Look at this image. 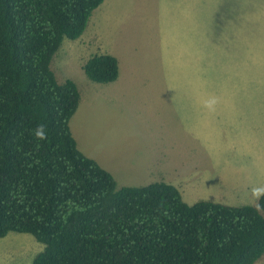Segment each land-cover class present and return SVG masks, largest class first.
Instances as JSON below:
<instances>
[{
    "label": "rangeland",
    "instance_id": "obj_1",
    "mask_svg": "<svg viewBox=\"0 0 264 264\" xmlns=\"http://www.w3.org/2000/svg\"><path fill=\"white\" fill-rule=\"evenodd\" d=\"M95 53L117 58L116 80L86 76L82 64ZM50 67L78 87L69 121L78 149L117 187L164 181L189 204L257 206L264 0H104L78 39L63 38ZM42 248L32 234L10 231L0 237V264H31Z\"/></svg>",
    "mask_w": 264,
    "mask_h": 264
},
{
    "label": "trees",
    "instance_id": "obj_2",
    "mask_svg": "<svg viewBox=\"0 0 264 264\" xmlns=\"http://www.w3.org/2000/svg\"><path fill=\"white\" fill-rule=\"evenodd\" d=\"M104 0H0V237L43 244L31 264H255L264 255V189L257 206L185 202L168 182L117 187L81 152L69 121L80 93L50 62L78 39ZM117 79V58L82 64Z\"/></svg>",
    "mask_w": 264,
    "mask_h": 264
},
{
    "label": "crops",
    "instance_id": "obj_3",
    "mask_svg": "<svg viewBox=\"0 0 264 264\" xmlns=\"http://www.w3.org/2000/svg\"><path fill=\"white\" fill-rule=\"evenodd\" d=\"M196 98H198V97H196ZM202 99V98H201ZM203 100V99H202ZM203 109H204V101H203V108H202V111H203ZM202 116H203V114H202ZM183 119L185 120V121H187V117H183ZM202 128H203V126H202ZM204 130V129H203ZM183 173H187V172H183ZM168 183H170V182H168ZM172 184V183H171ZM174 185V184H173ZM176 186V185H175ZM177 187V186H176ZM214 201H216V200H214ZM218 202H221V201H218ZM223 203H225V202H223ZM229 204V203H228Z\"/></svg>",
    "mask_w": 264,
    "mask_h": 264
}]
</instances>
